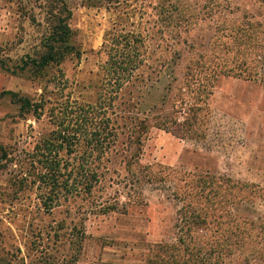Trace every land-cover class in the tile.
Instances as JSON below:
<instances>
[{"label": "rangeland", "instance_id": "rangeland-1", "mask_svg": "<svg viewBox=\"0 0 264 264\" xmlns=\"http://www.w3.org/2000/svg\"><path fill=\"white\" fill-rule=\"evenodd\" d=\"M59 1L72 12V43L81 59L70 57L41 77L0 68V145L14 152L13 163L0 171V264H159L157 245L177 244L185 234L182 201L190 195L200 199L206 222L190 235L195 244H206L207 264H264V86L246 80L242 60L235 59L262 44L264 0H0V54L14 65L34 54L53 22L48 8H61ZM131 23L146 42L139 74L152 79L141 98V86L134 98L123 90L124 101L171 123L151 130L140 161L151 170L140 180L117 167L113 187L103 181L93 190L95 201L118 191L121 205L117 213L90 216L78 254L73 226L84 202L68 195L44 210L40 192L49 189L40 191V171L28 155L55 128L52 113L61 104L70 99L96 105L106 34ZM160 72L153 91L149 86ZM9 91L41 104L40 119L22 117L3 95ZM200 99L206 102L202 109L181 111L182 100L186 109ZM188 120H194L190 129ZM125 178H133L134 186ZM173 259L192 264L188 256Z\"/></svg>", "mask_w": 264, "mask_h": 264}, {"label": "trees", "instance_id": "trees-1", "mask_svg": "<svg viewBox=\"0 0 264 264\" xmlns=\"http://www.w3.org/2000/svg\"><path fill=\"white\" fill-rule=\"evenodd\" d=\"M59 3L61 8H48L50 12L48 20L53 19V22L46 27L44 36L35 48L36 52L21 56L16 65L4 54H0L1 69L12 68L14 75L34 72L41 77L46 69L59 66L70 57L81 59L80 48L72 43L73 31L69 25L72 12L65 1H59ZM134 25L131 23L129 29L128 26H116L106 34L101 51L107 53V61L102 67L104 78L96 105L81 104L70 99L61 104V107L52 113L55 128L50 135L40 137L33 152L28 155L30 165L35 171H40L38 172L40 176H36L41 183L40 191L43 188L49 189L48 192H40L44 210L51 211L61 203L64 196L68 195L84 202V206L78 212L82 217L73 226L75 232L73 245L77 253L84 242L86 221L90 216L117 213L121 205L122 194L118 191L106 201H95L93 190L103 181H107L109 187H113L118 180L115 178L117 167L124 166L129 173L135 172V177L140 180L143 172L151 170V167H143L140 164L151 130L153 128L168 129L171 123L163 116L151 118L147 115V111H141L133 103L127 104L124 101L123 90L128 89L129 95L134 98L136 89L141 86L138 93L141 98V93L147 94V83L152 79L139 74L146 66L144 54L146 42L140 29L137 30L139 27L136 26L137 28L133 29ZM243 37L249 36L245 33ZM261 43L256 45L254 52L247 55L241 54L240 57L236 54L235 59L242 60L239 68L243 70L242 73L247 74L246 80L260 81L264 86V38ZM155 66L158 65L154 64L150 67ZM240 76L243 75L240 74ZM156 77L158 79L153 81L154 86H149L153 91L156 89L155 85L161 82V72ZM194 86L196 85H192V88ZM3 95L9 96L11 101L19 107L22 117L34 115L35 118L40 119L44 113L41 104L30 97L10 91ZM182 103H184L183 100ZM201 103L206 104L200 99L186 109L181 104L179 107L181 111L184 110L186 114H190L192 111H198ZM193 125L194 120L188 122V129ZM78 149H83V152H78ZM63 151H66L70 158L62 157ZM78 153L80 156L76 155ZM13 154V151L0 145V171L7 163H13ZM228 181L223 180L226 185ZM124 183L134 186L135 180L125 178ZM200 187L204 193L205 186ZM205 195L202 196L205 197ZM190 196L181 200L185 208L181 219L185 234L179 237L177 244L157 245L155 259L159 261V264H180L173 259L176 255L192 258V262L190 260L192 264H207L210 258L209 254H203L206 244H195L194 237L190 235V231H194L192 227L196 232L202 221L206 225L198 208L200 199L195 200ZM77 253L73 256V263L76 262ZM188 261L182 264H187Z\"/></svg>", "mask_w": 264, "mask_h": 264}]
</instances>
